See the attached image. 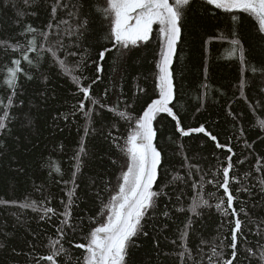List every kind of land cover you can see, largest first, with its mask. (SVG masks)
<instances>
[{
    "label": "snow or ice",
    "instance_id": "6c2138e0",
    "mask_svg": "<svg viewBox=\"0 0 264 264\" xmlns=\"http://www.w3.org/2000/svg\"><path fill=\"white\" fill-rule=\"evenodd\" d=\"M3 3L5 7L10 4L16 10L15 23L17 26L23 25L18 35L24 37L25 42L21 43L18 39H0V50L5 54H16L11 58L10 64L5 66L3 75V86L10 95L7 96L6 103L0 98V155L9 150L5 138L14 135L11 125L17 117L12 115L11 110L17 106L21 77L27 81L35 79L32 72L23 65L38 70L41 63L50 56L52 66L61 75L68 77L75 85L76 94L82 96L71 112L73 117L77 113L81 114L84 125L78 150L73 155L74 164L69 179H63L64 172L59 164H49V176L55 172L67 189L66 199L60 201L62 210L48 206L51 203L50 198L39 202L26 201L18 205L20 208H31L42 221H51L53 217L59 220V224L55 226L56 237L48 238V253L33 256L35 264H130L132 249L139 247L137 238L149 236L146 226L155 218L153 214L159 212V215L171 218L172 209L167 204L160 207L162 198L171 199L165 191L169 183H187L189 180L193 189L191 201L186 208L175 209L177 212L189 214L177 229L178 238L171 241L175 246L174 256L178 264H252L254 260L256 264H264V216L253 215L256 208L264 211V156L256 154L253 149L254 142L249 143L247 139H244V147L251 151L238 156L230 141L221 143L217 135L208 131L203 124L186 129L180 115L175 111L177 88L173 65L177 46L182 41L186 11L191 10L193 0H20L19 3L3 0ZM42 5L49 11L48 22L43 27L27 23L25 17L37 15L36 9ZM203 6H208L205 11H210L213 16L223 13L229 17L231 38L220 32L218 36L209 37L204 43L207 46L214 39L227 41L226 59L239 63V98L248 102L245 89L249 87V81L246 73H259L264 79V66L257 67L249 61L248 49L241 42L237 29L243 19L250 18L254 21L255 35L260 44L264 45V0H202ZM95 18L105 24L102 37L105 43L98 51L97 59L92 61L96 75L89 78L83 75L82 69L87 64L80 54L86 53L91 47L88 38ZM154 31L158 35L160 48L153 74L156 97L150 101L143 100L146 89L139 85L135 94L128 98V102H123V106L119 98L112 105L106 102L108 89L104 90L102 96L94 94V86L102 80L104 61L109 54L115 52L117 62L126 61L134 50L151 42ZM53 37L55 41L50 43ZM65 38L71 40V46L65 43ZM70 57L79 58L69 64ZM41 77L42 83L47 85L49 77L44 73H41ZM203 87V97L198 99L207 97L209 86L205 84ZM260 91L264 93V87ZM141 102L145 106L139 114H135L133 103ZM19 104L22 105L23 101H19ZM257 106L264 108V100L250 105L251 110L255 112ZM105 112L118 118L108 126L106 133L103 129L94 127L97 119L103 120ZM163 115L175 122V132L180 137L202 133L214 142L217 149L227 152L225 160L212 174V179L205 180L209 173L203 172L198 164H189L186 176L177 173L169 183H164L163 187L158 186L164 149L159 145L155 124ZM229 115L238 119L231 108ZM63 118L65 121L69 119L68 115ZM119 121L127 124L126 135L120 134ZM31 123L29 119L28 124ZM257 124L260 132L264 133V118H258ZM239 131L243 138L244 128L241 127ZM98 133L125 159L120 174L116 177L115 191L109 189L112 194L107 202L101 198L99 191L95 193L101 206L95 216L88 217L86 223L83 218L74 216V208L79 206L80 199L77 191L80 184L77 180L84 167V158L89 155L88 139ZM21 141L22 137L16 136V142ZM251 155L256 156L255 163L250 170L241 174L237 166L245 165ZM188 159L185 155L184 160ZM111 163L115 165L117 161L111 159ZM193 169L199 175L198 181L192 180ZM17 171H23V168ZM206 184L213 185L217 191L222 190V195L217 196L216 192H210L205 198L203 193ZM233 185L239 187L234 189ZM244 193L255 202L241 199V194ZM257 195L259 200H256ZM180 199L181 196H177L176 202L179 203ZM212 199L216 201L214 204L210 203ZM0 204L15 205L16 202L0 200ZM212 208L223 218L220 228L211 240L201 238L194 253L189 246V237L195 232V220L204 215V209ZM85 227H88L86 233ZM225 227L228 229L227 233L223 231ZM77 236L83 242H76ZM249 236L254 237V240H250ZM65 242L68 243V248L65 247ZM4 247L0 243V249ZM35 247L32 245L33 249ZM70 249L82 251L80 255L74 256Z\"/></svg>",
    "mask_w": 264,
    "mask_h": 264
},
{
    "label": "trees",
    "instance_id": "16d2710c",
    "mask_svg": "<svg viewBox=\"0 0 264 264\" xmlns=\"http://www.w3.org/2000/svg\"><path fill=\"white\" fill-rule=\"evenodd\" d=\"M14 2L19 3L20 0ZM206 7L208 6L202 7V0H193L191 10L186 11L185 28L174 64L177 88L175 111L180 115L186 129L203 124L208 131L217 135L221 143L230 141L238 156L251 151L245 149L244 139L249 143L254 142L255 153L264 156V142H261L264 140V133L260 132L257 124L258 118H264V108L257 106L253 112L250 107L256 105L257 101L264 100V93L260 91L264 87V79L259 73L253 75L247 72L249 87L245 89V93L249 101L245 102L239 98L237 88L239 63L226 59L227 41L214 39L207 46L204 43L209 37L218 36L220 32L231 38V22L223 13L213 16L210 11H205ZM36 11L37 15L26 16L25 20L33 26L43 27L49 20V11L43 5ZM15 21L16 10L10 4L5 7L3 0H0V39L13 41L18 39L24 43V37L18 35L23 25L17 26ZM253 24L254 21L250 18L243 19L237 31L241 42L248 49L249 61L260 67L264 66V45L260 44L255 35ZM104 31L105 24L99 18H95L88 38L91 47L86 53L80 54L87 64V67L82 69L83 75L89 78L96 75L92 61L97 59V53L105 43L102 39ZM54 41L55 37L51 38L50 43ZM65 43L71 46V40L67 38ZM159 50V38L154 31L151 42L134 50L126 61L117 62L116 53H110L104 61L105 71L102 80L94 86V94L102 96L104 90L108 89L106 102L112 105L119 98L123 106V102H128V98L135 94L139 85L146 89L143 100L150 101L155 98L153 74ZM15 55L11 52L5 54L0 50V98L4 99L5 103L10 92L3 86V75L5 66L10 64L11 58ZM78 58L70 57L69 64H73ZM23 66L32 72L35 79L27 81L21 77L17 106L11 110L12 115L17 117L11 125L14 135L5 138L9 150L0 155V200L16 202L15 205L0 204V243L5 245L0 249V264H35L33 256L48 253V238L56 237L55 226L59 224V220L53 217L51 221H42L31 208H20L18 205L26 201L39 202L50 198L51 203L48 206L62 210L60 201L66 199L67 189L55 172L49 176L51 171L49 164H59L64 172L63 179H69L74 164L73 155L78 150L84 125L81 114L77 113L74 117L71 115L74 105L82 96L76 94L75 85L71 80L52 66L50 56L41 63L38 70L29 69L26 64ZM41 73L49 77L47 85L42 83ZM205 84L209 86L207 97L198 99L203 97ZM21 100L22 105L19 104ZM143 106L145 105L142 102L133 103L134 113L139 114ZM229 108L238 119L229 115ZM65 115L69 117L67 121L63 118ZM29 119L32 121L31 125L28 124ZM117 119L111 113L105 112L103 120L97 119L94 127L98 130L103 129L106 133L109 130L108 126ZM174 124L175 122L166 115L158 118L155 124L158 129L159 145L164 149L158 186L163 187L164 183H169L177 173L186 176L189 164H198L203 172L209 173L205 180L212 179V174L225 160L227 152L217 149L214 142L202 133L180 137L175 132ZM118 126L120 134L126 135L127 124L119 121ZM241 127L245 130L243 138L240 137ZM113 132L117 134L115 130ZM16 136L22 137V141L16 142ZM87 147L89 155L84 158V167L77 180L80 184L77 190L80 196L79 206L74 208V216L83 218L86 223L88 217L99 212L101 206L95 193L99 191L101 198L107 202L112 194L109 189L115 191L116 177L119 176L125 159L99 133L89 137ZM185 155L189 157L187 161L184 160ZM110 158L115 159L117 163L113 165ZM255 159L256 156L251 155L245 165H238L239 172L242 174L250 170ZM19 168H23V171L18 172ZM192 171V180L198 181L199 175L195 169ZM236 187L239 185H233L234 189ZM165 191L169 193L171 199L162 198L160 207L163 208L167 204L172 209L171 218H165L159 215V212L153 214L155 218L146 226L149 236L137 238L139 247L132 249L130 264H178L174 256L175 246L171 241L178 238L177 229L182 226V222L189 214L177 212L175 209L186 208L190 203L193 196L191 180L187 183H169ZM210 192H216L217 196L222 195V190L217 191L213 185L206 184L203 193L205 198ZM177 196H181L179 203L176 202ZM241 199L255 202L246 193L241 194ZM259 199L257 195L256 200ZM215 202V199L210 200V203ZM203 212L204 215L195 220V232L189 237V246L194 253L201 238L211 240L217 235V229L220 228L223 219L214 208L204 209ZM253 215L264 216V211L256 208ZM88 227H85V233ZM223 231L227 233L228 229L225 227ZM249 239L254 240V237L249 236ZM75 240L83 242L79 236L75 237ZM32 245L36 247L33 249ZM65 247H69L67 242ZM70 250L74 256L80 255L82 251ZM252 264H256V261L254 260Z\"/></svg>",
    "mask_w": 264,
    "mask_h": 264
},
{
    "label": "water",
    "instance_id": "95a60500",
    "mask_svg": "<svg viewBox=\"0 0 264 264\" xmlns=\"http://www.w3.org/2000/svg\"><path fill=\"white\" fill-rule=\"evenodd\" d=\"M177 51H178V46H177ZM176 59V58H175ZM174 64H175V61H174ZM173 67H174V65H173ZM193 134H196V133H193Z\"/></svg>",
    "mask_w": 264,
    "mask_h": 264
},
{
    "label": "bare ground",
    "instance_id": "6f19581e",
    "mask_svg": "<svg viewBox=\"0 0 264 264\" xmlns=\"http://www.w3.org/2000/svg\"><path fill=\"white\" fill-rule=\"evenodd\" d=\"M13 137V136H12Z\"/></svg>",
    "mask_w": 264,
    "mask_h": 264
}]
</instances>
